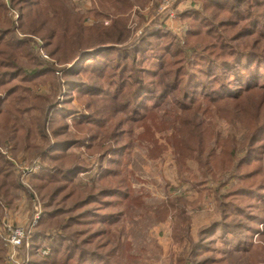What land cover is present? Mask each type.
I'll return each mask as SVG.
<instances>
[{
    "label": "trees",
    "instance_id": "16d2710c",
    "mask_svg": "<svg viewBox=\"0 0 264 264\" xmlns=\"http://www.w3.org/2000/svg\"><path fill=\"white\" fill-rule=\"evenodd\" d=\"M133 1L96 0L83 15L68 0H0V221L23 154L38 162L41 204L29 264H133L124 222L147 206L126 164L143 142L150 160L170 148L178 181L217 211L193 238L196 201L156 205L178 247L171 264H264V0H187L180 36L150 26L135 38Z\"/></svg>",
    "mask_w": 264,
    "mask_h": 264
},
{
    "label": "rangeland",
    "instance_id": "374dc122",
    "mask_svg": "<svg viewBox=\"0 0 264 264\" xmlns=\"http://www.w3.org/2000/svg\"><path fill=\"white\" fill-rule=\"evenodd\" d=\"M163 0H135L129 17V28L131 37H139L145 28L150 26L154 28L164 27L173 34L180 36L185 31V24L180 22L179 18H168L165 11H159L158 7ZM177 1V0H175ZM96 0H68V6L74 12H80L83 15L92 10ZM175 5V7H174ZM190 1L179 0L170 8L172 11L182 12L189 8ZM139 16H144V22L138 27ZM15 17V15H14ZM111 14L107 17L103 16L100 22L104 25L110 23ZM99 22L90 17L86 22L91 25ZM42 60L49 62V58L44 51L40 49ZM39 92H48V87H41ZM59 102L62 97L59 96ZM220 129L224 132L225 125H221ZM15 169L19 175L21 190L17 193L18 199L14 206L4 212L0 221V237L3 235V225L8 223L18 227L27 228L31 224V219L35 213V205L41 204L35 191L30 184V175L37 172L38 162L33 160L30 164L26 156L19 154L15 158ZM189 167L193 175H198V169L194 162H189ZM262 165L264 167V152L262 156ZM32 170L30 174L24 172ZM126 171L132 188L144 199L147 211H138V214L132 219L124 222L123 238L132 245V254L136 256L133 264H171L173 257L178 251L170 238L169 222L157 224L153 220L151 211L156 205L167 197H175L182 195L189 201H196L197 207L191 210V235L196 238L198 232L208 227L215 219H217V211L215 209L214 200L210 195L204 194L198 199V195L188 184H184L177 179L173 154L168 148L162 157L157 160H150L147 156V146L145 143L137 142L127 158ZM83 180H88L89 175L80 176ZM34 203V204H33ZM24 218L23 223H18L16 219ZM15 219V220H14ZM36 225V224H35ZM34 225V226H35ZM254 240V238H253ZM4 248V247H3ZM5 249V248H4ZM6 250L4 253L3 264L5 260Z\"/></svg>",
    "mask_w": 264,
    "mask_h": 264
},
{
    "label": "built area",
    "instance_id": "2783aa9c",
    "mask_svg": "<svg viewBox=\"0 0 264 264\" xmlns=\"http://www.w3.org/2000/svg\"><path fill=\"white\" fill-rule=\"evenodd\" d=\"M174 2L175 0H163L162 4L158 7L157 14L165 11L168 18L176 17L175 11L170 9ZM31 171L32 170H28L24 172V174H30L32 173ZM34 205L35 213L31 219L30 226L27 228L10 225L8 223L3 225V235L1 236V240L6 250L4 264H29L28 255L26 253H22V248L25 250L29 248L32 229L40 217V206L39 204Z\"/></svg>",
    "mask_w": 264,
    "mask_h": 264
},
{
    "label": "crops",
    "instance_id": "0c3cea01",
    "mask_svg": "<svg viewBox=\"0 0 264 264\" xmlns=\"http://www.w3.org/2000/svg\"><path fill=\"white\" fill-rule=\"evenodd\" d=\"M23 220H24V218L16 219V221H19L18 223H23Z\"/></svg>",
    "mask_w": 264,
    "mask_h": 264
}]
</instances>
